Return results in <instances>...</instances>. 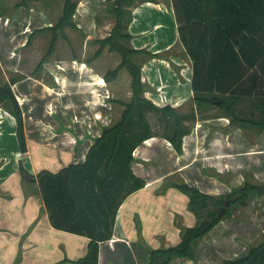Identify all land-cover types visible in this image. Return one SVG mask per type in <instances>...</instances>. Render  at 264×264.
<instances>
[{
  "label": "crops",
  "instance_id": "1",
  "mask_svg": "<svg viewBox=\"0 0 264 264\" xmlns=\"http://www.w3.org/2000/svg\"><path fill=\"white\" fill-rule=\"evenodd\" d=\"M62 1L0 0L9 15L0 13V82L10 83L25 147L19 150L15 119L0 107V264H76L74 260L84 255L88 239L50 226L37 183L29 175L81 163L102 128L119 118V101H128L131 95L124 67L113 77L102 78L119 63L118 52L105 45L94 55L98 49L94 41L110 32H106V14L99 23L95 17L98 11L104 12L101 3L110 5L112 0H73L72 25L55 31L48 50L50 31L35 30L54 23ZM126 8L130 15L126 45L142 50L130 56L138 66L140 96L179 114L194 109L191 62L177 39L171 1L130 0ZM97 32L100 37H94ZM73 35H77L74 41ZM87 52H92L89 58L84 57ZM217 130L212 129L209 136ZM194 134L189 131L182 136V154L186 146L202 139ZM171 151L176 153L158 135L133 149L130 169L144 185L119 204L110 238L98 243L96 264H149L148 249L174 245L179 227L194 223L184 194L172 187L158 191L165 177L179 171L180 166L166 169L163 158ZM220 222L196 241L192 259L173 258L170 264H217L220 258L243 254L247 246L264 239L262 220L258 227L244 220L237 231L242 234L215 232ZM252 228L260 230L252 234Z\"/></svg>",
  "mask_w": 264,
  "mask_h": 264
},
{
  "label": "trees",
  "instance_id": "2",
  "mask_svg": "<svg viewBox=\"0 0 264 264\" xmlns=\"http://www.w3.org/2000/svg\"><path fill=\"white\" fill-rule=\"evenodd\" d=\"M129 1L110 2L114 16L112 28L106 37L94 41L98 44L95 56L107 45L108 50L118 52L120 57L117 66L102 78L113 77L121 67L130 77L131 95L128 101H119L122 106L119 118L102 128L81 163L67 164L55 172L43 169L34 176L29 175L37 183L50 226L88 239L84 255L74 260L76 264L97 263L98 243L110 238L119 204L144 185L130 169L133 149L143 140L158 135L179 153L181 138L189 132L183 124L194 120L193 110L179 114L168 105L157 107L140 96L138 66L131 62L130 56L142 50H132L126 45L129 35L125 29L130 15L126 10L124 16L123 9ZM170 1L178 42L191 62L190 89L194 107L213 104L221 113L212 117H224L239 127L263 131L264 0ZM75 5L73 0H63L54 23L35 30L50 31L48 50L55 31L72 25ZM242 98L258 102L259 118L235 113L234 105ZM0 107L15 119L16 140L19 150L24 151L20 110L8 82H0ZM149 113L158 116L160 132L150 128L146 120ZM18 169L25 177V171L20 166ZM165 187L175 188L187 197L186 209L193 215L194 223L179 227V240L174 245L148 249L149 264H170L173 258L192 259L196 241L228 216L231 205L245 206L251 196L264 195V185L248 181L223 197H214L184 182L168 183ZM224 200L228 205L217 217ZM221 264H264V239L245 248L243 254L224 259Z\"/></svg>",
  "mask_w": 264,
  "mask_h": 264
},
{
  "label": "rangeland",
  "instance_id": "3",
  "mask_svg": "<svg viewBox=\"0 0 264 264\" xmlns=\"http://www.w3.org/2000/svg\"><path fill=\"white\" fill-rule=\"evenodd\" d=\"M101 4L104 7V12L98 11L95 20L99 23L100 20H103V13H105L104 20L109 24L106 32H109L114 22V16L107 1H103ZM3 5L4 3L0 2V11H3L0 13L2 16H9ZM105 7H107L106 10ZM126 10L125 7L123 9L124 16ZM25 11H27V7ZM99 35L100 33L97 32L94 37H100ZM76 39L77 35H73L71 38L73 41ZM91 54L92 52H87L84 57L89 58ZM257 106L256 100L242 98L234 105V110L239 116L255 119L260 117ZM191 110L194 111V120L184 122L183 125L188 127L193 134L197 131L194 134L195 137L199 134L202 139L190 147L186 146L184 154L171 151L170 156H164L166 169L180 167L179 171L173 172L162 180L158 191L164 189L168 183L184 182L183 178L185 177L188 181L184 183L193 185L214 197H223L244 181L264 185V130L257 131L245 126L239 127L229 123L224 117L206 120L213 114L221 113L220 109L213 104L199 108L194 107L188 111ZM146 120L153 131H161L158 116L149 113L146 115ZM215 127L218 128L219 133L214 131L213 136L210 137L209 134ZM244 220L256 223L254 227L260 225V220L264 221V196H251L245 206L231 205L228 216L221 220L215 232L226 234L233 231L242 234L241 231H237L243 226ZM259 230L260 228H252V234H256ZM254 243L252 242V244ZM220 260V263L217 264H221L224 259L220 258Z\"/></svg>",
  "mask_w": 264,
  "mask_h": 264
},
{
  "label": "water",
  "instance_id": "4",
  "mask_svg": "<svg viewBox=\"0 0 264 264\" xmlns=\"http://www.w3.org/2000/svg\"><path fill=\"white\" fill-rule=\"evenodd\" d=\"M28 179L29 180H32V178H28ZM227 205H228V201L227 200H224L222 202V206L219 208V210L216 213V216L217 217H220L224 213V210H225V208H226Z\"/></svg>",
  "mask_w": 264,
  "mask_h": 264
}]
</instances>
